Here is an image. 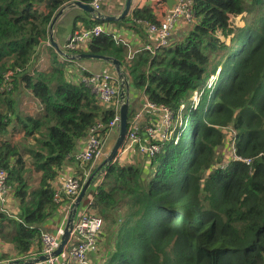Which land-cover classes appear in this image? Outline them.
<instances>
[{
	"label": "trees",
	"instance_id": "16d2710c",
	"mask_svg": "<svg viewBox=\"0 0 264 264\" xmlns=\"http://www.w3.org/2000/svg\"><path fill=\"white\" fill-rule=\"evenodd\" d=\"M47 1L0 0V168L19 208L17 217L0 211V237L27 258L34 242L41 248L42 223L66 202L53 200L64 165L116 106L80 82L71 64L81 60L48 41L58 9L80 0ZM191 7L187 32L153 56L142 50L128 59L108 31L72 52L117 59L130 88L174 114L185 104L177 144L165 142L150 160L135 153L131 164L119 158L105 166L92 207L111 225L92 264H264V0H191ZM130 15L160 22L147 7ZM131 22L125 16L117 24ZM21 94L34 100L33 113L19 109ZM227 143L251 162L226 156Z\"/></svg>",
	"mask_w": 264,
	"mask_h": 264
},
{
	"label": "built area",
	"instance_id": "2783aa9c",
	"mask_svg": "<svg viewBox=\"0 0 264 264\" xmlns=\"http://www.w3.org/2000/svg\"><path fill=\"white\" fill-rule=\"evenodd\" d=\"M173 7L166 12L163 19L158 24L144 22L147 41L143 43L141 48L129 50L127 58L133 56L142 50L148 51L152 56L156 51L170 43V38L175 27L180 20L186 23H191L194 20V13L191 7V0H175ZM103 0H88V4L93 8L95 15L101 14V6ZM96 18V17H94ZM137 21V20H136ZM142 22V21H141ZM102 24H96L91 28L75 29L67 36L63 51L72 54V52L83 48L87 42L93 37L105 32ZM112 34L111 32H109ZM115 43H121L125 47L128 44L122 38L112 34ZM76 70L78 71L79 80L95 94L96 98L102 104H110L115 102V114L113 118L106 124L100 122L91 126L88 130L82 146L73 154V160L80 167L81 171L78 175L70 174L63 178L59 185L55 188L53 200L56 204L63 200H68L69 208L67 210L65 223L58 226L54 233L42 232L40 235L41 254L46 255L43 260H33L29 264H92L90 260L91 254H96L99 250V241L101 231L104 225L103 218L94 213L93 203L94 197L97 194L98 187L101 185L106 174L105 166L99 169L98 179H92L93 188L90 193L85 194L84 198L77 207V212L74 218L73 226L69 232L68 239L61 251L54 255L53 253L58 248L60 238L64 232V227L70 214V209L73 205L84 182L94 174V165L97 160L103 155V147L105 138L102 137L101 131L106 126L107 133H117L119 131V79L118 77L106 70L93 71L87 68L84 64L79 63ZM12 72L5 74L4 89L11 90L12 83L10 82ZM199 93L194 92L192 107L197 104ZM185 108L184 103H180L177 113L163 105L145 102L142 107L128 119L127 131L123 143L120 145L116 157L111 162H115L120 157L135 150L147 160L153 159L157 153L162 150L165 142L172 141L177 144L179 133L177 130L185 123L182 118V111ZM145 113H150L151 121L144 127L141 126V118ZM231 159L242 160L249 164V158H241L235 153L233 143H231ZM9 189L6 184V172L0 168V199L6 194Z\"/></svg>",
	"mask_w": 264,
	"mask_h": 264
},
{
	"label": "crops",
	"instance_id": "0c3cea01",
	"mask_svg": "<svg viewBox=\"0 0 264 264\" xmlns=\"http://www.w3.org/2000/svg\"><path fill=\"white\" fill-rule=\"evenodd\" d=\"M48 1H51V0H48ZM125 1L126 0H103L101 12H100L101 15L105 17L118 16L124 8ZM81 2L88 4L87 0L81 1ZM143 7L149 8L152 11L153 15L156 17V19L159 21H161L164 15L166 14V12L169 11L167 0H131L129 12L125 15L126 17L129 16V19L132 20L131 23L124 25V24H117L119 20L117 21L102 20L103 21L102 25L105 28V30H107L108 32H111L112 34L122 38L123 40L127 42L128 44V47L126 46L127 53L129 50H135V49L141 48L143 43L147 41L148 35L146 34L147 32H146L144 22H148V21L146 20L136 21L130 15L132 10L140 9ZM76 17L80 19L76 20L75 19ZM92 17L94 18L92 14L84 11L78 6H74L72 8L65 10L63 14L56 20L52 28V37L54 41L58 44L59 48L63 47V44L67 36L71 33V31L75 30V28L83 29L84 24L82 23V21L90 20ZM137 29H139L140 32H138ZM187 30L188 28L186 26V22H184L183 20H180L179 24L175 27L173 31L170 41L173 42V41L178 40L179 38H181L183 34L187 32ZM85 46L83 48H85ZM41 49L46 50V48L44 47ZM40 62L43 63V61L41 60ZM74 62L75 64L73 65L71 64V67H73V70L76 71V73L78 72L76 70L77 65L81 63V64H84L90 70H93V71L106 70L117 76V73H116V70L113 64L105 60L83 59L81 61H74ZM129 90L130 91L128 94V98H130V108L131 110H133V112L136 113L142 107V104L145 102V97L143 96V93L140 90H135L134 88H130V87H129ZM27 97L30 98V96H26V98ZM30 99H31L30 102L32 103V106L34 108V100L32 98ZM140 121H141L142 127L148 124L151 121L150 113H145ZM112 134L114 135L115 133H109L106 136L105 141L109 139V137H111ZM132 151L137 154L135 150H132ZM138 155L139 157L142 156L139 153ZM99 166H100V163L99 164L97 163V165H95L93 169L94 174H95L93 180L98 179L97 174L100 172L98 169ZM80 171H81L80 167L77 165V163L74 160L69 161L68 163L64 165L62 171L57 177L56 187L59 185V183L61 182L63 178H65L66 176L70 174L78 175ZM93 185L91 183L88 190L89 189L91 190L93 188ZM68 208H69L68 200H66L64 205L62 204L58 205L55 212L49 218H47L40 226L41 233L42 232L54 233L58 226H60L62 223L64 224L66 221V215H67ZM0 211L5 212L9 217H17L19 213L18 205L15 202L14 198L12 197L10 189H8L6 194L3 196V198L0 199ZM40 254H41V248L38 247V244L35 242L32 244L30 255L28 256L31 258H27V255L16 253L13 250L12 245L7 240L5 241V239L3 240L0 237V258H1L0 264H7L11 260H18V259H23V258L35 259ZM91 256H93V254H91Z\"/></svg>",
	"mask_w": 264,
	"mask_h": 264
},
{
	"label": "water",
	"instance_id": "95a60500",
	"mask_svg": "<svg viewBox=\"0 0 264 264\" xmlns=\"http://www.w3.org/2000/svg\"><path fill=\"white\" fill-rule=\"evenodd\" d=\"M176 3L175 0H167V5L169 7V10L173 7V5ZM130 5H131V0H126L125 4H124V8L122 10V12L118 15V16H103L101 14H96L94 13L93 8L89 5V4H85L82 3L81 1H74L68 4H65L63 6H61L58 11L56 12V14L54 15V17L52 18L49 26H48V41L50 43V45L63 57L69 59V60H83V59H100V60H105L108 62H111L113 64V66L115 67L116 73H117V77L119 79V100H120V106H119V115H120V122H119V131H118V135L116 138V141L111 149V151L109 152L108 156L105 158V160L102 162V164H100L98 169H101L102 167L106 166L107 164L111 163L114 158L116 157L117 151L120 147V145L123 143L124 139H125V135H126V131H127V122H128V90H129V86L128 84L125 82L124 80V74L123 71L120 69V62L117 59H114L112 57L109 56H104V55H96V54H89V53H78V54H68L65 51L62 50V48H59L58 44L54 41L53 37H52V28L54 23L56 22V20L63 14V12L69 8H72L74 6H78L81 9H83L84 11L92 14L94 17H96V19H100V20H109V21H117V20H121L128 12L130 9ZM93 179V175H91L82 185L77 197L75 198L73 205L70 209V214L68 216L67 222L65 224L64 227V232L60 238V243L58 248L55 250V252L53 253L54 255H57L62 247L64 246V244L66 243L68 236H69V232L73 226V222H74V218L77 212V207L79 206L80 202L82 201V199L84 198L91 182ZM46 258V255H39L38 257H36L35 259H18V260H11L9 261L7 264H29L30 262H32L33 260H43Z\"/></svg>",
	"mask_w": 264,
	"mask_h": 264
},
{
	"label": "rangeland",
	"instance_id": "374dc122",
	"mask_svg": "<svg viewBox=\"0 0 264 264\" xmlns=\"http://www.w3.org/2000/svg\"><path fill=\"white\" fill-rule=\"evenodd\" d=\"M216 78V76L215 75H213V77H211L210 79L211 80H214ZM208 86V85H207ZM206 86V87H207ZM208 88V87H207ZM208 90H209V88H208ZM129 91L130 90H128V94H129ZM128 94H127V96H128ZM13 95V94H12ZM22 96H21V101H22V104H20V105H18V106H20L19 107V109H21V110H23V111H26V112H29V113H33L34 112V108H33V106H32V103L30 102V98L29 97H27L26 98V96H24L23 94H21ZM13 96H15V94L13 95ZM207 96L209 97V94H207ZM141 97V96H140ZM26 98V99H25ZM140 99V98H139ZM199 102V97H197V103ZM193 103H194V101H193ZM135 113V112H134ZM186 122V121H185ZM183 129V125L177 130V132L178 133H180L181 132V130ZM117 135H118V132L117 133H115L114 135L112 134V136L111 137H109V139H107L106 141H105V144H104V147H103V155L97 160V162L95 163V165H97V163L99 164H102V162L105 160V158L108 156V154H109V152L111 151V149H112V147H113V145H114V143H115V141H116V138H117ZM228 136L227 137H229V134H227ZM229 140V138H227V141ZM231 145V144H230ZM230 145H228V143H227V148H226V153H225V155L226 156H228V157H230L231 158V152H230V148H231V146ZM229 146V147H228ZM135 153L133 152V151H130V153H128L127 155H124V156H122V157H120V163L121 164H124V165H126V164H131V162H135L134 160H136L135 159V157H136V155H134ZM95 165H94V167H95ZM224 165L225 164H223L222 165V167H224ZM145 175L147 174L146 172H143ZM198 192V198H199V200H201V199H203L206 195H207V192L206 191H204V189H203V187L202 186H200V189H199V191H197ZM103 218V217H102ZM103 220H104V218H103ZM111 225V222L109 221V220H106V221H104V227L102 228V231L104 230H106L107 228H108V226H110ZM94 256L96 257V258H94V260H95V262H97L98 263V260L100 259V257H101V252H100V248H99V250H98V252L96 253V254H94Z\"/></svg>",
	"mask_w": 264,
	"mask_h": 264
}]
</instances>
